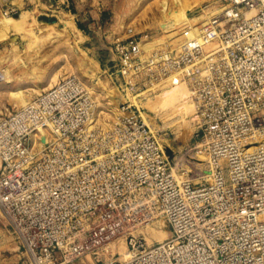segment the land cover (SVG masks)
I'll list each match as a JSON object with an SVG mask.
<instances>
[{
    "label": "built area",
    "instance_id": "built-area-1",
    "mask_svg": "<svg viewBox=\"0 0 264 264\" xmlns=\"http://www.w3.org/2000/svg\"><path fill=\"white\" fill-rule=\"evenodd\" d=\"M190 30L176 53L143 57L137 35L115 49L128 89L168 75L188 87L208 182L176 177L146 108L125 100L102 125L74 75L0 118V207L34 264L121 235L131 254L109 264H264V0H227ZM160 215L167 239L149 245L133 233Z\"/></svg>",
    "mask_w": 264,
    "mask_h": 264
},
{
    "label": "rangeland",
    "instance_id": "rangeland-1",
    "mask_svg": "<svg viewBox=\"0 0 264 264\" xmlns=\"http://www.w3.org/2000/svg\"><path fill=\"white\" fill-rule=\"evenodd\" d=\"M225 5L227 0H0V72L5 74V79L0 78V118L25 106L62 78L74 75L90 90L102 125L111 127L115 123L119 104L125 100L146 108L144 116L162 129L164 144L174 152L176 177L195 183L210 181L212 165L205 149L199 146L197 132L201 116L188 87L175 84L174 76L168 75L157 81L151 77L148 86L138 91L128 89V80L118 73L120 57L115 45L137 35L142 37L143 57L162 49L176 53L187 34L173 37L170 32L190 26L192 23H188L196 18L199 22L191 29L197 28L206 23V19H201L205 10L213 6L211 11L216 7L220 11ZM4 16L19 18L20 22L8 26ZM189 34L194 33L190 30ZM147 42L155 47L145 49ZM169 85L181 88L167 102V90H172ZM16 88L21 93L23 89V95L28 96H24L22 105L10 98L19 92ZM185 108L188 117L183 121L181 111ZM156 220L170 233L168 222L161 215L148 223L154 224ZM148 223L133 229L147 244L140 230ZM119 241L128 246V235L117 236L81 256L59 259L56 264H104L111 251L108 246ZM0 264H34L1 207Z\"/></svg>",
    "mask_w": 264,
    "mask_h": 264
},
{
    "label": "bare ground",
    "instance_id": "bare-ground-1",
    "mask_svg": "<svg viewBox=\"0 0 264 264\" xmlns=\"http://www.w3.org/2000/svg\"><path fill=\"white\" fill-rule=\"evenodd\" d=\"M166 1V0H165ZM178 1V0H177ZM164 2V1H163ZM162 2V3H163ZM167 2H168V0H167ZM180 2V1H179ZM186 3H187V1H186ZM215 7V6H214ZM186 8V7H185ZM211 8H213V6L211 7ZM211 8H209V9H207V10H205L204 12H203V14H202V16H201V19L202 20H205L206 19V22L208 21V19L209 18H211L212 17V15H214L215 13H217L218 12V7H216L213 11H211L210 9ZM182 9H183V7H182ZM181 9V10H182ZM186 10V9H185ZM175 11H177V10H175ZM217 11V12H216ZM8 13V12H7ZM175 13V12H174ZM173 13V14H174ZM177 13V14H176ZM175 14L176 15H178V17H179V14H178V11L176 12ZM182 13V12H181ZM181 13H180V15H181ZM183 13H184V11H183ZM166 14V13H165ZM27 15V14H26ZM25 15V16H26ZM24 16V17H25ZM175 16V15H174ZM184 16V15H183ZM5 17V16H4ZM2 18V17H1ZM5 21H6V24L8 25V26H12V25H17L16 23H18L19 24V22H20V19L19 18H16V17H13V16H10V17H5V18H3ZM23 19V18H22ZM197 20H199V19H194V21H191V22H189L188 24H191L190 26H187V27H185V28H183L182 26H181V28H182V30H181V28L179 29V30H176V31H174V32H170V35H172L173 37L175 36V35H178V34H181V33H184L187 29H191L192 27H193V25H195V24H197L198 22H197ZM18 21V22H17ZM72 21V20H71ZM70 24V23H69ZM184 24V23H183ZM186 24V23H185ZM186 26V25H185ZM77 28V27H76ZM7 29V28H6ZM19 29V28H18ZM196 29V27L195 28H193V30H195ZM9 30H10V28H9ZM5 32V31H4ZM168 35H169V33H168ZM185 35V34H184ZM181 36H183V35H181ZM166 37V36H165ZM178 37H180V36H178ZM177 37V38H178ZM82 38V37H81ZM176 38V39H177ZM162 40V39H161ZM159 43H160V41H159ZM183 44V43H182ZM155 47L154 46V44H151L150 45V42H147L146 44H144V47H145V49H151V47ZM182 48V45H181V47H180V49ZM180 49H179V51H180ZM145 51V50H144ZM146 51H148V50H146ZM178 51V52H179ZM171 52H173V51H171ZM168 54H170L169 52H167ZM98 64V63H97ZM8 72V71H7ZM4 72L2 71V73L0 72V78L3 76L4 77ZM9 77H11L10 75H8ZM7 75H6V77H8ZM4 79H5V77H4ZM173 79L175 80L176 79V77H173ZM170 86V85H169ZM166 87V86H165ZM171 87V86H170ZM184 87H186L185 85H184ZM167 88V87H166ZM172 88V87H171ZM181 88V87H175V88H172V90H167V91H169L168 93H169V95H168V97L167 96H165V97H167L166 99H167V102H168V100H169V98L173 95V93H177V91L179 90V89ZM18 88H16V90H17ZM20 89V88H19ZM18 89V90H19ZM183 89V88H182ZM180 90V91H184V90ZM175 90H176V92H175ZM22 91H23V93H24V90L22 89ZM166 91V90H165ZM14 93H15V91H14ZM23 93H21V90H19V92H17L16 94H14V95H12V97H10V98H12V100L14 101V103H16V104H23L24 102H25V97L27 96H25V95H23ZM187 93V92H186ZM27 94V93H26ZM184 94V93H183ZM176 95V94H175ZM174 95V96H175ZM178 95V94H177ZM180 95H182L181 93H180ZM25 96V97H24ZM183 96V95H182ZM181 96V97H182ZM28 97V96H27ZM178 97V96H177ZM189 97V96H188ZM176 97H174L173 99H175ZM191 98V97H190ZM172 99V98H171ZM176 99H178V98H176ZM165 100V99H164ZM166 101V100H165ZM191 101V100H190ZM28 103V102H27ZM26 103V104H27ZM170 103V102H169ZM190 102H188V106H191V104H189ZM21 104V105H22ZM187 104V103H186ZM25 105V104H24ZM185 111H181L182 113H181V120H183V121H186V119H187V117H188V115H187V112H188V110L186 111V108L184 109ZM118 117V116H117ZM180 120V119H179ZM177 122V121H176ZM178 123V122H177ZM175 173V172H174ZM158 220V219H157ZM157 220L155 221V223L153 224H151V222L150 223H148V225L147 226H145L144 228H142L140 231H141V233H143V236H145L146 237V239H147V241H148V244H153V243H155V242H158V241H163V240H165V239H167L168 237H169V235H170V233L168 232L169 230H167L166 231V228L163 226V225H161L159 222H157ZM159 221V220H158ZM154 222V221H153ZM164 227L165 229H162V227ZM139 231V232H140ZM120 240V239H119ZM111 244V243H110ZM111 249V251H109V255H108V257H107V259L105 260V263L104 264H109L112 260H126L128 257H129V255L131 254V252H130V249L128 248V246H127V244H126V242H124V241H119V242H113L111 245H109L108 246V249ZM107 249V250H108ZM117 253V254H116ZM117 257V258H116Z\"/></svg>",
    "mask_w": 264,
    "mask_h": 264
}]
</instances>
